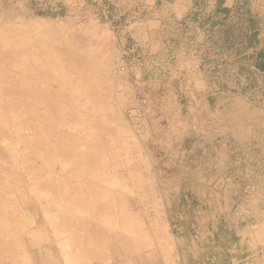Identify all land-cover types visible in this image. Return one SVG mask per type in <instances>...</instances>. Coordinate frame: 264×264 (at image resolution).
Listing matches in <instances>:
<instances>
[{
    "label": "rangeland",
    "instance_id": "obj_1",
    "mask_svg": "<svg viewBox=\"0 0 264 264\" xmlns=\"http://www.w3.org/2000/svg\"><path fill=\"white\" fill-rule=\"evenodd\" d=\"M103 9L0 0V264H264V73L218 48L211 106L222 114L186 135L159 121L165 97H142L156 86L126 73L147 62V81L167 84L182 35L175 50L127 53L120 18ZM39 150L48 157L34 164ZM182 191L207 202L213 224L231 221L241 244L186 234Z\"/></svg>",
    "mask_w": 264,
    "mask_h": 264
},
{
    "label": "crops",
    "instance_id": "obj_2",
    "mask_svg": "<svg viewBox=\"0 0 264 264\" xmlns=\"http://www.w3.org/2000/svg\"><path fill=\"white\" fill-rule=\"evenodd\" d=\"M95 1L106 15L120 18L118 33L122 50L127 53L175 50L179 46L177 37L182 35L184 53L168 73L167 84L147 81L143 67L147 62L126 73L142 90L156 86L154 92L141 91L142 97H165L166 114L156 108L161 113L159 121L174 126L183 124L186 135L199 130L200 124L217 122L218 114H222L211 106L218 99V48L230 50V60L254 58L251 72L264 73V69L256 68L260 64L264 67V0H253L262 2L263 10L249 9L246 0ZM195 48L199 50L194 51Z\"/></svg>",
    "mask_w": 264,
    "mask_h": 264
},
{
    "label": "trees",
    "instance_id": "obj_3",
    "mask_svg": "<svg viewBox=\"0 0 264 264\" xmlns=\"http://www.w3.org/2000/svg\"><path fill=\"white\" fill-rule=\"evenodd\" d=\"M256 68L264 69L263 64L256 65ZM174 208L186 217L181 222L182 229L186 234L195 235L199 232L211 230L228 245L239 246L241 244L243 236L237 232L232 222L226 219H221L215 224L210 222L207 214L209 208L207 202L191 192H180L174 199Z\"/></svg>",
    "mask_w": 264,
    "mask_h": 264
},
{
    "label": "bare ground",
    "instance_id": "obj_4",
    "mask_svg": "<svg viewBox=\"0 0 264 264\" xmlns=\"http://www.w3.org/2000/svg\"><path fill=\"white\" fill-rule=\"evenodd\" d=\"M30 72V71H29ZM34 72V71H33ZM31 81V80H30ZM33 81V80H32ZM35 82H37V81H35ZM37 84V83H36ZM32 85V84H31ZM31 87V86H30ZM29 90V89H28ZM32 90V89H31ZM45 92V91H44ZM53 93V92H52ZM28 98H29V96H28ZM33 98V97H32ZM37 98V97H36ZM41 98V97H40ZM65 98V97H64ZM63 99V98H62ZM50 100V99H49ZM52 100V99H51ZM61 101V100H60ZM39 101H37V100H35V101H31V103H32V106H31V110H34V108H35V105H36V103H38ZM65 103V102H64ZM47 108H50V107H47ZM44 119V118H43ZM45 120L47 121H49V117L48 118H46L45 117ZM47 121V122H48ZM49 123V122H48ZM32 124V123H31ZM52 124V123H51ZM60 124V123H59ZM50 130V129H49ZM51 131V130H50ZM40 135V134H39ZM36 139H37V136H36ZM44 141V140H43ZM46 141V140H45ZM67 142V141H66ZM71 143H73V142H71ZM54 148H55V150H57V151H59V152H61V153H63V155L61 156L62 158H61V160L62 161H64V160H66V159H69V160H71V162H72V165L74 166L75 165V163L77 162V160L75 159V156H74V152H73V150H71V151H69V153H68V150H66L65 148H62L61 146H59V145H57V144H55V145H52ZM51 152V151H50ZM34 154V160H33V163L34 164H36V163H38L39 161H36L37 160V158H41V161L43 160V159H46V157H48V154H44V151L43 150H39L38 152H34L33 153ZM54 154H56V152L54 153ZM60 155V154H59ZM82 161L83 162H85L86 163V166H85V169L87 170V171H90V165H91V163L89 162V160H87V161H85L84 160V157L82 158ZM31 163V162H30ZM43 164V163H42ZM40 167V166H39ZM42 167V166H41ZM45 168V167H44ZM44 172V171H43ZM64 175H66V174H64ZM63 177H65L66 178V176H63ZM62 178V177H61ZM47 183H48V181H47ZM46 184V183H45ZM50 184V183H49ZM64 184V183H63ZM52 185V184H51ZM83 186H84V184H83ZM47 187V186H46ZM60 189V188H59ZM59 198V197H58ZM85 200V199H84ZM78 202V204H80L81 205V203H82V201H80V199L77 201ZM84 205V204H83ZM71 219V218H70Z\"/></svg>",
    "mask_w": 264,
    "mask_h": 264
}]
</instances>
